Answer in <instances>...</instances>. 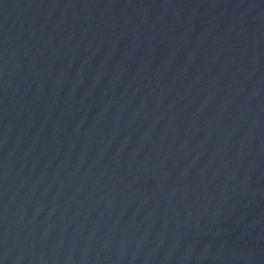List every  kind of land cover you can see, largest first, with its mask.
Returning <instances> with one entry per match:
<instances>
[{
    "label": "water",
    "instance_id": "1",
    "mask_svg": "<svg viewBox=\"0 0 264 264\" xmlns=\"http://www.w3.org/2000/svg\"><path fill=\"white\" fill-rule=\"evenodd\" d=\"M0 264H264V0H0Z\"/></svg>",
    "mask_w": 264,
    "mask_h": 264
}]
</instances>
